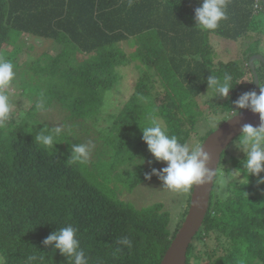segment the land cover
I'll return each instance as SVG.
<instances>
[{
	"label": "trees",
	"instance_id": "1",
	"mask_svg": "<svg viewBox=\"0 0 264 264\" xmlns=\"http://www.w3.org/2000/svg\"><path fill=\"white\" fill-rule=\"evenodd\" d=\"M200 2L0 0V55L8 44L12 46L3 58L13 63L21 47L28 53L23 44L29 36L60 46L55 55L44 53L32 61L24 87L32 86L29 91L37 96L24 118L16 122L11 117L0 128L3 264H25L35 252L44 255V264H67L42 241L69 223L79 228L89 264H160L190 199L173 229L161 203L135 208L119 199L117 182L132 190L146 181V173L163 164L147 151L140 128L155 115L181 142L195 135L202 144L231 118L234 101L255 91L249 58L258 54L264 58V5L255 8L257 0H229L228 19L210 32L195 25L194 9ZM210 34L248 41L242 50L245 63L214 61ZM129 40L133 50L125 53L119 44ZM18 61L14 62L17 68ZM132 62H139V70L141 65L146 69L140 71L130 98L101 132L104 149L93 161L73 162L70 146L81 143V132L88 134L97 123L105 92L117 81V68ZM254 66L259 85H264V63L254 60ZM225 72L232 75L233 87L227 98L216 97L207 89V78ZM208 94L210 100L199 101ZM40 99L47 109L58 104L68 113L70 125L57 137L54 149H45L34 139L44 125L53 127L34 119ZM220 116L222 120L215 124ZM238 137L222 153L208 212L187 250L186 264H264V185L258 187L250 175L248 184L226 183L245 158L235 144ZM101 154L106 158L101 160ZM119 167L123 172L114 173ZM243 178L242 174L237 179ZM122 236H129L133 246L113 256L115 241Z\"/></svg>",
	"mask_w": 264,
	"mask_h": 264
},
{
	"label": "clouds",
	"instance_id": "2",
	"mask_svg": "<svg viewBox=\"0 0 264 264\" xmlns=\"http://www.w3.org/2000/svg\"><path fill=\"white\" fill-rule=\"evenodd\" d=\"M229 0H201L194 9V21L200 30L214 32L222 21L228 19ZM264 5L262 0H257L256 7ZM131 6V3L129 4ZM16 78L14 64L0 57V128H4L10 121L15 105L12 102L10 89ZM233 77L225 72L222 76L210 74L207 78V89H212L216 97L227 98L233 87ZM36 109L46 111L47 105L43 99L36 102ZM248 109L253 114H258L260 125L253 127L245 124L241 134L235 141L236 146L244 153L242 167L231 172L229 182L249 183L248 176L256 178V185H264V85H259V93L249 91L241 94L234 101V108L230 110L231 117L238 115L240 110ZM63 126L44 127L35 133V142L45 149H54L56 139L63 132ZM142 141L156 162H163L166 166L151 173L145 174V179L150 180L157 176L163 186L175 192H188L194 186L208 184L216 175V169L210 168L209 153L204 150V145L198 143L181 142L174 134H169L160 119L153 115L147 126L140 128ZM95 148L91 141L75 143L70 146V159L81 164L86 163ZM142 163H144L143 160ZM131 164V160L128 161ZM140 163V164H142ZM133 168V167H132ZM131 168V169H132ZM246 173V175H245ZM243 174V179H237ZM79 228L73 224H66L57 231L51 232L43 241L44 247L51 246L52 251L67 259V264H89V257L78 235ZM117 247L113 250V256L120 254L124 249L132 248V239L122 236L115 241ZM43 254L33 253L28 255L25 264H44ZM0 264L3 260L0 259Z\"/></svg>",
	"mask_w": 264,
	"mask_h": 264
},
{
	"label": "rangeland",
	"instance_id": "3",
	"mask_svg": "<svg viewBox=\"0 0 264 264\" xmlns=\"http://www.w3.org/2000/svg\"><path fill=\"white\" fill-rule=\"evenodd\" d=\"M208 39L213 46L212 56L214 61L239 60L241 63H245L244 57H242V50L243 47L247 46L248 41L240 43L213 34H210V36H208ZM18 40L19 38L17 39V41ZM130 41L132 40L125 41L119 44V47L123 52L129 53L133 50ZM23 45L26 47L28 46L30 51H28L27 53L25 51V47H21L19 48V51L15 52V58L13 57L12 59L13 64L14 62H17L19 60L18 63H20V67L17 68V64L14 65L16 78L13 81L11 89L9 90L12 102L15 105L12 113V118L16 122L25 117V114L31 108L33 101L37 96V93L35 91H29L30 87L32 86L24 87V84L31 77L28 73V69L32 61L39 58L44 53L55 55L60 51V46L53 43L51 40H43L33 36L27 37ZM11 47L12 46L9 44L6 46V48L8 49H10ZM6 48L3 49L4 54L5 52H7ZM4 54H2L1 52L0 57L5 56ZM78 57L81 58L80 55H78ZM137 65H139V62H132L130 64L117 68V81L111 89L105 92L104 105L99 114L97 123L89 129L90 131L88 132V134L81 132L79 136L81 143L91 141L95 144V148L90 155L89 161L95 160L98 157L96 153L104 149V135L101 134V132L108 128V126L111 124L113 115L117 114L123 104L126 103L130 98V96L134 92L136 82L140 75V71L142 72L143 69H146L145 66L141 65V69L139 70ZM210 98L211 95L208 94L207 97L203 96L201 99H199V101L206 102L207 100H210ZM67 115L68 113L61 109L58 104H54V106H50L46 111L37 112L34 119H37L39 122H43L53 127L62 125L63 129H65L70 125V121H68L66 118ZM215 119L217 120L215 124H217L222 120V116L216 117ZM161 123L163 124L162 121ZM212 125L214 126V123ZM74 130L78 132L79 128L74 127ZM188 142L193 144H200L195 135H192ZM106 156L107 155L105 154H101L100 159L103 160L104 158H106ZM165 166L166 165L163 163L158 168V170ZM117 172L122 173L123 168H117L114 173ZM124 176L125 175H123V177ZM117 183L118 185L116 186V188L120 191L119 199L131 203L135 208H144L154 203H161L164 209L169 212L171 216V229L175 227L177 220L179 221V219L182 217V212L185 210L188 198L190 199L189 191H171L163 186L162 182L160 181V179H158L157 176L154 179L146 180L140 183L132 190H129L120 182Z\"/></svg>",
	"mask_w": 264,
	"mask_h": 264
},
{
	"label": "water",
	"instance_id": "4",
	"mask_svg": "<svg viewBox=\"0 0 264 264\" xmlns=\"http://www.w3.org/2000/svg\"><path fill=\"white\" fill-rule=\"evenodd\" d=\"M264 2V0H262ZM254 60L264 63L261 55H253L249 58L248 64L253 73L254 90L259 93V80L255 71ZM251 124L253 127L260 125L258 114H253L245 109L238 115L229 118L217 129L209 134L201 145L209 153V167L218 170L222 153L241 134L242 127ZM215 177L203 186H194L190 194L189 207L183 222L167 248L160 264H186L187 250L201 228L208 212L211 192L214 186Z\"/></svg>",
	"mask_w": 264,
	"mask_h": 264
},
{
	"label": "built area",
	"instance_id": "5",
	"mask_svg": "<svg viewBox=\"0 0 264 264\" xmlns=\"http://www.w3.org/2000/svg\"><path fill=\"white\" fill-rule=\"evenodd\" d=\"M255 8H257V7H256V4H255Z\"/></svg>",
	"mask_w": 264,
	"mask_h": 264
}]
</instances>
